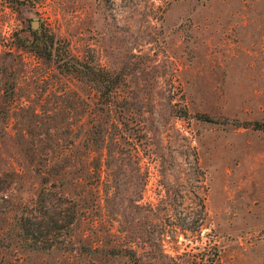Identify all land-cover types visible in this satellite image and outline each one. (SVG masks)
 Segmentation results:
<instances>
[{
  "label": "rangeland",
  "instance_id": "rangeland-1",
  "mask_svg": "<svg viewBox=\"0 0 264 264\" xmlns=\"http://www.w3.org/2000/svg\"><path fill=\"white\" fill-rule=\"evenodd\" d=\"M52 36L113 95L32 50ZM254 120L264 0H0V264H264ZM46 197L76 217L36 248Z\"/></svg>",
  "mask_w": 264,
  "mask_h": 264
},
{
  "label": "trees",
  "instance_id": "trees-1",
  "mask_svg": "<svg viewBox=\"0 0 264 264\" xmlns=\"http://www.w3.org/2000/svg\"><path fill=\"white\" fill-rule=\"evenodd\" d=\"M56 42L57 39L54 36L47 42L38 38L32 45V50L38 55L53 58L57 66L62 70L82 72L87 76H92L94 80L102 84L108 83L110 91H112L109 94L113 95L115 83L109 77H106V71L97 68L93 64L80 63L69 51L61 56L58 50L59 45H55ZM202 118L210 121L214 120L213 117L206 114L202 115ZM251 124L254 128L264 130V121L254 120ZM32 203H36V206L38 205L36 200L31 201ZM26 204L24 203V207L18 217V228L21 230L25 241L30 240L31 244L36 248L51 247L56 242V236L63 232L65 227L70 225L76 217L74 205L63 208L47 197L44 198L41 204L42 208ZM128 255L130 258L135 259L133 251H130Z\"/></svg>",
  "mask_w": 264,
  "mask_h": 264
}]
</instances>
